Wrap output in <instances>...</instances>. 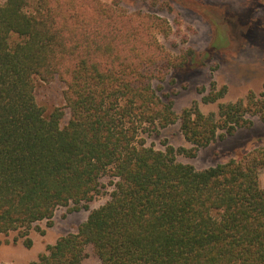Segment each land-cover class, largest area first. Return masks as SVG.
Returning a JSON list of instances; mask_svg holds the SVG:
<instances>
[{
	"label": "trees",
	"instance_id": "16d2710c",
	"mask_svg": "<svg viewBox=\"0 0 264 264\" xmlns=\"http://www.w3.org/2000/svg\"><path fill=\"white\" fill-rule=\"evenodd\" d=\"M132 18L89 0L0 5V235L31 248L39 223L51 228L60 207L90 211L110 177V200L30 264H81L89 246L100 264H264V148L206 170L176 159L251 128L247 116L264 123V94L178 116L153 82L193 52L173 58L153 30L164 20ZM36 78L66 85V126L62 109L38 105ZM178 121L191 149L147 146L144 134Z\"/></svg>",
	"mask_w": 264,
	"mask_h": 264
},
{
	"label": "rangeland",
	"instance_id": "374dc122",
	"mask_svg": "<svg viewBox=\"0 0 264 264\" xmlns=\"http://www.w3.org/2000/svg\"><path fill=\"white\" fill-rule=\"evenodd\" d=\"M99 1L115 9L124 17L152 16L165 21V30L155 27L154 33L165 53L173 58L193 52L191 63L181 69L165 71L162 81L154 80L153 87L165 103H173V111L182 112L197 105L205 115L218 116L221 104L236 103L254 94H264V0H89ZM6 0H0V5ZM133 21V22H134ZM134 25L136 23L134 22ZM12 43L19 42L17 36ZM36 82V100L50 116L55 109H62L61 126L70 120V110L65 100L66 85L60 80L46 83ZM216 84L213 91V84ZM225 94L215 103H204L203 98ZM251 107L256 110L255 105ZM253 121L251 128L238 129L232 136L217 139L207 148L201 149L195 158L177 154L179 163L189 164L197 170L240 160L253 150L264 148V123L259 114L247 116ZM221 133V132H220ZM147 146L165 151L166 144L175 149H191L181 131V122L167 128L146 133ZM259 186L264 190V167L259 169ZM112 179H102V194L89 204L90 211H72L60 207L53 218V226L39 223L45 235L30 232L33 246L27 248L23 240L15 241L17 233L0 235V264H30L46 252L49 245L69 234H75L86 222L89 213L99 209L110 200ZM86 258L81 264H100L92 247L86 248Z\"/></svg>",
	"mask_w": 264,
	"mask_h": 264
}]
</instances>
